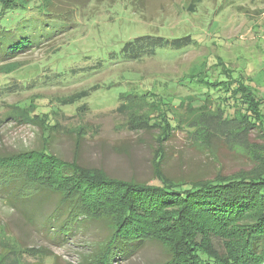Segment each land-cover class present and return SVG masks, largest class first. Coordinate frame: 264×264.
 <instances>
[{"label": "rangeland", "instance_id": "1", "mask_svg": "<svg viewBox=\"0 0 264 264\" xmlns=\"http://www.w3.org/2000/svg\"><path fill=\"white\" fill-rule=\"evenodd\" d=\"M33 1L18 20L8 19V27L39 21L50 2L52 17L69 21L53 19L48 27H73L0 65L1 154L45 145L60 158L146 182L154 176L160 135L168 130L162 146L173 176L264 172V0H141L142 8L139 0ZM141 36L165 44L124 59V45ZM38 159L24 161L29 175L44 162ZM3 192L2 260L9 262L11 252L17 264H83L99 244V228L54 237L46 219L52 196L17 210ZM23 248L50 255L26 256ZM159 257L151 245L119 264Z\"/></svg>", "mask_w": 264, "mask_h": 264}, {"label": "trees", "instance_id": "2", "mask_svg": "<svg viewBox=\"0 0 264 264\" xmlns=\"http://www.w3.org/2000/svg\"><path fill=\"white\" fill-rule=\"evenodd\" d=\"M139 2L142 8L143 2ZM33 3L0 0V65L40 45L41 49L50 39L45 37L58 36L73 27L68 23L55 32L52 25L48 27L53 19L69 21L63 16L52 17L51 2L39 21L27 22L26 28L24 24L8 27ZM58 3L66 4L67 0ZM164 44L161 38L137 37L124 45L121 56L136 60ZM254 127L260 126H249ZM168 134L167 130L160 135L154 176L146 182L114 177L102 168L60 158L44 145L36 150L0 153V189L17 210L35 201L43 205L47 203L43 196H52L54 205L46 219L53 225L49 228L54 237H71L80 228H99L100 242L83 264H119L151 245L161 257L148 264H264V172L254 177L237 174L217 179L173 176L165 169L162 146ZM33 158L44 162L29 175L24 161ZM52 168L69 186L53 181ZM43 222L37 226L43 228ZM37 250L23 248L21 252L35 258L50 255L47 250ZM10 254L9 262L0 258V264H17Z\"/></svg>", "mask_w": 264, "mask_h": 264}]
</instances>
